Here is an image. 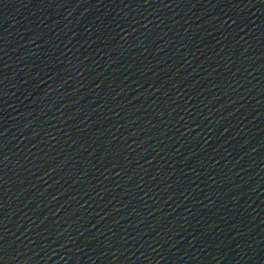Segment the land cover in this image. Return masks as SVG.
Segmentation results:
<instances>
[{
  "label": "water",
  "instance_id": "water-1",
  "mask_svg": "<svg viewBox=\"0 0 264 264\" xmlns=\"http://www.w3.org/2000/svg\"><path fill=\"white\" fill-rule=\"evenodd\" d=\"M0 264H264V0H0Z\"/></svg>",
  "mask_w": 264,
  "mask_h": 264
}]
</instances>
